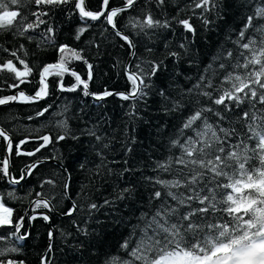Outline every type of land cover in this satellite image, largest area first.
Segmentation results:
<instances>
[{
	"label": "snow or ice",
	"instance_id": "obj_1",
	"mask_svg": "<svg viewBox=\"0 0 264 264\" xmlns=\"http://www.w3.org/2000/svg\"><path fill=\"white\" fill-rule=\"evenodd\" d=\"M144 4L155 5L163 13L172 6V0H144ZM28 5H35L37 10L29 13ZM222 6V0H180L176 4L177 12L188 15L183 19L172 16L161 20L151 7H141V0H98L95 6L93 0H0V32L25 37L41 25H48L44 17L59 9L79 17L82 26L78 28L76 40L88 29L106 24L108 27L104 30L111 29V34L122 41L120 47H127L135 56L136 41L119 26L130 11L140 8V13L129 18L125 27L151 39L157 29H172L173 22L184 32L195 35V20L208 26L213 14L220 16ZM242 7H246L248 13L236 39L231 41L232 48H221L212 58L213 63L196 76L191 87L179 89V98L173 97L167 89L157 90L162 110L181 113L180 123L169 138L167 155L155 160L151 166L154 175L146 178L152 187L149 210L141 213L140 223L119 245L117 254H105L104 264H264V0H244ZM42 35L44 42L55 47L58 59L39 68L24 58L27 53L23 52V45L16 50L0 47V81H11L5 86L17 90L14 94L0 96V106L47 103L55 86L60 92L79 91L97 101L117 96L129 102V115L135 117L138 105L146 103L154 87V78L166 68L163 60L130 61L125 65L129 84L126 91L105 89L94 93L89 87L94 79V65L82 55L83 50L55 44L56 30L50 25ZM178 49L183 51L167 53L177 62L188 54V46L181 42ZM73 62L86 65V77L71 67ZM65 76L74 78V82L66 85ZM52 77L56 79L51 80ZM30 83L36 85L33 94L21 87ZM185 97H188L187 102ZM52 107L51 103L46 107L42 105L36 117H45ZM66 112L67 106L59 115L64 116ZM70 119L64 116L57 121L55 126L61 132L55 136L29 134L19 138L0 127V146L3 147L0 179L20 185L50 159L44 156L50 145L78 140L79 136L69 127ZM84 134L99 143L97 155L104 166L103 149L109 147L103 142L105 138L94 129H87ZM30 143L36 146L27 150ZM127 151L131 152L132 148ZM13 156L35 157L18 178L10 171ZM64 172L62 184L55 179L41 182L42 191L35 192L38 198L29 200L31 209L26 210L24 216L18 215V210L7 203L8 199H18L14 191L0 194V264H24L14 256L20 252L14 242L24 241L30 235L26 229L21 231L26 223L31 226V222L42 219L51 226L50 214L56 212L58 204L53 203L54 190L58 186L60 198L71 199L67 169ZM45 184L51 186V191L44 190ZM124 194L131 196L133 192L124 188L118 198L124 199ZM88 207L91 211L98 205L91 203ZM78 210L79 205L72 203L63 214L73 217ZM83 231L88 235L86 229ZM132 236L136 237L134 241ZM48 238L54 239L51 230ZM51 251L49 244L48 252ZM41 264H50L47 255L41 257Z\"/></svg>",
	"mask_w": 264,
	"mask_h": 264
},
{
	"label": "trees",
	"instance_id": "obj_2",
	"mask_svg": "<svg viewBox=\"0 0 264 264\" xmlns=\"http://www.w3.org/2000/svg\"><path fill=\"white\" fill-rule=\"evenodd\" d=\"M97 2L98 0H93V6ZM179 2L180 0H172V6L163 13L155 5H145L144 0H141V7H151L154 15L161 20L172 16L183 19L188 13L177 12L176 4ZM243 4L244 0H222L220 16L213 14L208 26L203 25L199 19L195 20V35L184 32L180 25L173 22L172 29H157L156 34L149 39L148 36L125 27L129 18L140 13V8L125 16L119 26L121 30L130 33L137 44L132 62L155 59L163 60L166 65L165 70L154 78V87L149 92L146 103L138 105L135 117L129 115V102L117 96L95 102L82 92H60L55 86L47 101L53 107L45 117H36V111L42 105L47 106L45 101H40L39 104L12 103L0 106V127L6 128L16 137L60 134L61 130L55 125L64 116L71 117L69 127L79 136L78 140L68 139L50 145L44 152V156L50 158L47 161H56L64 168L54 163H44L20 185H12L0 179V194L6 195L14 191L18 199H8L7 203L18 210V215L24 216L25 211L31 209L29 200L38 198L35 192L42 191V181L55 179L58 184H62L65 169L69 177L71 199L60 198L59 186L54 190L56 200L53 203L58 204L56 212L50 214L51 226L42 219L31 222V226L26 223L21 231L26 229L30 235L24 241L14 242L20 248V252L14 254L17 260H23L24 264H41V257L46 254L49 244L52 245L51 253L47 254L50 264H104L105 254H117L119 245L130 237L134 226L140 223L141 213L149 210L148 197L152 187L146 178L154 175L151 166L155 160L167 155L169 138L180 123L181 113H165L162 110L157 90L167 89L173 97L179 98V89L191 87L196 76L213 63L212 58L221 48H232L231 41L236 39V33L243 27V18L248 13V9L242 7ZM36 10L35 5L27 7L29 13ZM44 19L48 21V25H41L34 32H29L27 36H32L31 40L27 36L0 32V47L16 50L23 45V52L27 53L24 58L37 68L53 63L58 59V54L52 44L43 41L42 35L50 25L56 30L55 44H68L78 50L82 49V55L94 65V79L89 86L91 92L101 93L105 89L124 92L128 89L125 65L131 50L120 47L122 41L111 34V29L104 30L108 27L106 24L88 29L80 40H76L78 28L82 26L77 15L56 9ZM181 42L187 44L188 54L177 62L168 57L167 53L180 50L178 45ZM148 48L152 51H147ZM23 52L20 54L23 55ZM193 60L195 63L190 64ZM213 66L215 67L214 64ZM71 67L82 77H86V65L73 62ZM189 77L191 79H187ZM64 80L66 85L74 82V78L70 76H65ZM10 82L0 81V96L17 91L5 86ZM21 87L26 93L33 94L36 85L30 83ZM184 100L187 102L188 97ZM65 106L67 112L64 116L59 115ZM224 126H228L227 122ZM87 129H94L97 135L105 138L103 142L109 145L103 149L104 166H101L97 155L99 143L94 137L84 134ZM35 146L30 143L27 150H32ZM129 147L132 148L131 152L127 151ZM0 156H3L2 146ZM52 157L55 159H51ZM33 159L35 157L13 156L10 161L12 176L18 178L21 170ZM124 188L131 189L133 194H124L125 198L119 199ZM44 190L51 191V186L45 184ZM29 191H32L31 196L28 195ZM106 200L110 203L106 204ZM72 203L79 205V210L73 217H67L63 212ZM91 203L97 204L98 208L90 211L88 206ZM84 229L88 235L84 234ZM50 230L54 233L51 241L48 238ZM131 238L133 241L136 239L135 236Z\"/></svg>",
	"mask_w": 264,
	"mask_h": 264
},
{
	"label": "water",
	"instance_id": "obj_3",
	"mask_svg": "<svg viewBox=\"0 0 264 264\" xmlns=\"http://www.w3.org/2000/svg\"><path fill=\"white\" fill-rule=\"evenodd\" d=\"M133 57H134V56H132V55L130 54V57H129V59H128V63H127V65L129 64L130 61H132ZM90 91H91V90H90ZM87 97L93 99L95 102H99V101L95 100V99H94L93 97H91V96H87ZM47 162L57 164V165H59L60 167L64 168L60 163H58V162H56V161H46V163H47ZM10 171H11V170H10ZM25 219H26V218H25ZM47 254H48V250H47V252H46L45 255H47Z\"/></svg>",
	"mask_w": 264,
	"mask_h": 264
}]
</instances>
